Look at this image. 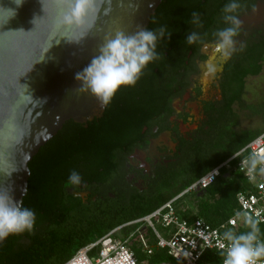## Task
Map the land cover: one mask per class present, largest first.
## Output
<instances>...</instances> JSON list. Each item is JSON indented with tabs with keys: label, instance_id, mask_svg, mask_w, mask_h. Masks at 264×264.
Listing matches in <instances>:
<instances>
[{
	"label": "trees",
	"instance_id": "obj_1",
	"mask_svg": "<svg viewBox=\"0 0 264 264\" xmlns=\"http://www.w3.org/2000/svg\"><path fill=\"white\" fill-rule=\"evenodd\" d=\"M184 3L181 11H189L186 1ZM256 44L248 51L249 69L237 67L236 76L224 84V128L198 139L193 145L182 147L177 164L156 170L148 190L140 196L123 187L120 171L124 151L118 144L123 139L119 134L121 116H116L119 122L112 123L113 128L107 125V119L90 123L88 127L71 119L65 121L27 162L29 174L22 202L23 207L35 212L34 228L31 232L9 235L0 243V264L63 263L78 248L109 230L150 213L261 132L264 127L255 131L233 130L232 127L238 121L233 104L244 106L245 76L258 74L262 68V63L257 61L264 59V41ZM73 170L82 178L79 185L69 183ZM69 187L89 188L99 200L84 205L78 197L67 192ZM246 188L251 190L252 186L243 175L237 169L225 167L213 183L198 191H205V197L195 203L198 192L188 193L175 203V207L184 217L199 216L218 225L238 210L235 194ZM108 191L115 193L113 200L107 197ZM102 197L107 201L104 205L100 203ZM136 226H122L117 236L124 238ZM259 229V239L264 241V222L259 223ZM247 231L242 221L235 232ZM148 244L153 249L150 255L133 242L132 249L139 262L177 264L156 246L154 240ZM205 259L209 260L206 256Z\"/></svg>",
	"mask_w": 264,
	"mask_h": 264
},
{
	"label": "flooded vegetation",
	"instance_id": "obj_2",
	"mask_svg": "<svg viewBox=\"0 0 264 264\" xmlns=\"http://www.w3.org/2000/svg\"><path fill=\"white\" fill-rule=\"evenodd\" d=\"M185 1L189 10L186 12L181 11ZM229 2L161 0L144 29L155 30L167 25L171 36L166 35L158 41L156 49L163 55L143 69L134 86H121L100 116L85 122L71 119L84 127L107 119V125L113 128L112 123L119 122L116 116H121L119 134L123 139L118 144L123 147L124 158L120 174L124 179L123 187L135 196L148 190L156 170L177 164L182 147L193 145L198 139L224 128V84L236 76L237 67L249 69L248 51L260 40L264 41V0H236L241 7L235 14L243 22L240 34L235 38L236 51L225 57L217 49V38L213 33L229 26L222 13ZM259 6L260 15L250 18ZM193 11L200 14L202 26L193 23ZM191 32L199 34L202 42L188 44L186 40ZM241 43L245 45L242 51ZM260 62L263 64L264 59L257 61ZM258 74H248L244 79ZM234 105L240 107L235 103L233 109ZM232 127L237 129V125ZM67 192L78 197L84 205L99 200L89 188L76 190L69 187ZM106 194L110 200L116 197L113 191ZM106 202L104 197L100 199L101 205Z\"/></svg>",
	"mask_w": 264,
	"mask_h": 264
},
{
	"label": "water",
	"instance_id": "obj_3",
	"mask_svg": "<svg viewBox=\"0 0 264 264\" xmlns=\"http://www.w3.org/2000/svg\"><path fill=\"white\" fill-rule=\"evenodd\" d=\"M160 1L96 0L90 27H68L58 23L67 7L61 0H23L19 7L0 0V8L15 10L8 20L0 12V188H13L22 200L27 162L38 148L66 120L100 116L99 101L80 91L75 74L116 32L145 28Z\"/></svg>",
	"mask_w": 264,
	"mask_h": 264
},
{
	"label": "clouds",
	"instance_id": "obj_4",
	"mask_svg": "<svg viewBox=\"0 0 264 264\" xmlns=\"http://www.w3.org/2000/svg\"><path fill=\"white\" fill-rule=\"evenodd\" d=\"M14 2L19 7L23 0H14ZM61 2L67 7L58 22L60 25L68 27L91 26L88 20L96 10V0H61ZM240 7L241 5L236 0H230L225 4L222 9L223 20L229 26L213 33L217 38V49L225 57H230L236 51L237 41L235 38L240 34L243 23L235 14ZM0 12L9 14L7 20L15 15L13 9L0 8ZM191 15L193 23L202 26L199 20L200 14L193 11ZM166 35L171 36L167 25L155 30L138 26V30L133 34H126L123 31L116 32L114 37L107 38L99 47L98 55L93 56L90 63L75 74L80 91L90 92L97 98L100 107L104 108L111 102L121 86H134L143 69L163 55L156 51L157 42ZM197 41L202 42V38L196 32H191L187 36L188 44ZM244 47L245 45L241 43L240 50L242 51ZM43 101L46 103V100ZM245 164L248 167L250 180L255 179L257 172L264 175V156L253 154L245 161ZM216 174H218V170H214L208 175L210 181ZM81 181L80 174L73 170L69 175V183L79 185ZM13 193L14 189L11 187L0 188V240H4L12 234L31 232L34 228L35 212L23 207L22 200H16ZM237 216L242 217L243 223L249 231L237 234L229 229L223 233L222 239L226 241V251L222 264H258V262L264 261V241L259 239L260 221L246 212L237 213Z\"/></svg>",
	"mask_w": 264,
	"mask_h": 264
},
{
	"label": "built area",
	"instance_id": "obj_5",
	"mask_svg": "<svg viewBox=\"0 0 264 264\" xmlns=\"http://www.w3.org/2000/svg\"><path fill=\"white\" fill-rule=\"evenodd\" d=\"M253 154L264 156V129L150 213L109 230L95 241L78 248L61 264H143L137 260L132 244L135 241L147 255L152 254L153 249L148 244L149 235L156 246L164 250L177 264H222L226 251L223 233L229 229L236 231L243 221L237 213L246 212L264 222V175L257 172L255 179L250 180L245 164ZM225 167L237 169L252 186L251 190L246 188L236 192L238 210L218 225L210 224L203 217L188 218L181 215L175 203L185 194L205 189ZM214 170H218V174L213 175L210 181L208 175ZM155 223L164 229L163 233L156 228ZM132 224L137 225L133 231L124 238L117 236V231L122 226ZM141 224H145L147 228H141ZM258 264H264V261Z\"/></svg>",
	"mask_w": 264,
	"mask_h": 264
},
{
	"label": "rangeland",
	"instance_id": "obj_6",
	"mask_svg": "<svg viewBox=\"0 0 264 264\" xmlns=\"http://www.w3.org/2000/svg\"><path fill=\"white\" fill-rule=\"evenodd\" d=\"M261 8L257 7L250 18H257L260 15ZM206 92V91H205ZM244 106L234 105V110L238 115V124L236 130H258L264 127V62L258 75L245 79V94L243 95ZM206 192L201 191L196 194L195 203L199 198L205 197ZM194 197V195H191ZM197 198V199H196ZM194 202V201H193ZM191 201V203H193ZM190 203V204H191ZM156 228L164 232V229L155 223ZM141 228H147L145 224H141ZM120 234V230L117 234ZM149 241L154 240L152 236H148ZM141 248V247H140ZM146 257V256H144ZM145 261V260H144ZM143 261V262H144ZM145 263V262H144Z\"/></svg>",
	"mask_w": 264,
	"mask_h": 264
}]
</instances>
